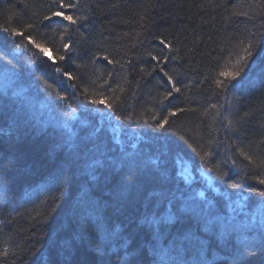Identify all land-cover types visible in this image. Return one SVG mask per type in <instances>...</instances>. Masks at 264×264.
I'll return each instance as SVG.
<instances>
[{
    "label": "trees",
    "instance_id": "trees-1",
    "mask_svg": "<svg viewBox=\"0 0 264 264\" xmlns=\"http://www.w3.org/2000/svg\"><path fill=\"white\" fill-rule=\"evenodd\" d=\"M79 5L66 11L87 20L65 38L74 42L66 52L62 25L42 22L50 0H0V27L31 23L27 35L65 56L50 61L0 31V253L9 250L0 264H234L264 232V198L248 191L264 190L251 178L264 167L237 152L264 156L262 0ZM234 5L248 15H232ZM249 43L240 77L219 76L236 69ZM97 52L120 62H93ZM165 72L180 91L161 104L171 89ZM100 96L113 98L114 111L90 102ZM169 108L185 111L157 129ZM93 160L103 166L93 170ZM184 167L206 171L214 189L200 194L196 179L179 174ZM262 259L257 251L238 264Z\"/></svg>",
    "mask_w": 264,
    "mask_h": 264
},
{
    "label": "snow or ice",
    "instance_id": "snow-or-ice-1",
    "mask_svg": "<svg viewBox=\"0 0 264 264\" xmlns=\"http://www.w3.org/2000/svg\"><path fill=\"white\" fill-rule=\"evenodd\" d=\"M208 2L211 3V0H208ZM50 3H51V10L48 12V14L43 16L42 22L47 21L49 24L55 23L57 25H62L63 30L60 31V33H59L60 38H61V43H62L63 49L66 52H71L73 50L72 46H73L74 42L71 40L64 42L65 38L69 36L70 31L73 30V26H81L82 27L83 26L82 22L86 21L87 17L83 16V15H76L74 12L69 13L66 11V10L78 9L80 7L79 0H50ZM262 6H264V0H262ZM232 15L241 16V15H248V13L236 11L235 5H234ZM9 19H11V17H9ZM224 19L227 20L228 17L226 16ZM64 22H67V23H64ZM33 27H34L33 24L27 23V24L23 25L22 29L0 27V31L7 33L9 36H21L24 40L28 41L35 48H37L41 53H43L45 56H47V59L50 61L55 62L56 60H60V61L65 60L64 55H57L55 58L53 56L48 55V49L45 47V45L43 43L35 40L32 36L26 34L27 30L32 29ZM53 31L55 32L56 29H53ZM80 36H81V38H83L84 34L80 33ZM157 39H160V38L157 37ZM160 43L162 45H164L165 47H169L171 42L166 43L164 40H160ZM16 47L20 48L21 45L17 44ZM57 50H59V49H57ZM252 50H253V46L251 43L246 45L244 52H243V55H238L236 57V61H235L236 65H237L236 69L232 72L221 71L219 73V76H221V77L227 76L229 78V82L234 81L238 77H240L241 73L244 71V66L248 63L249 58L252 56ZM148 55L153 60L157 59V57L153 56L151 52H149ZM100 56H102V59L107 61L109 64H114V63L120 62L119 60L109 59V55L107 54V52L95 53L92 57L93 62H95L96 58L100 57ZM172 58L175 59L176 57H172ZM165 59H167V57ZM77 67H81V66L77 65ZM55 70L57 73L61 72L60 67H56ZM63 75L69 81L76 79V77L68 71L63 72ZM108 75L111 76L112 73H108ZM164 75H165V77H167V83L171 84V89L169 91H167L166 93H164L162 99L159 101L161 104H163L165 100L172 97L174 92L180 91V88H178L176 86V83L173 81L172 77L169 76L167 72H165ZM44 83L47 84V81H45ZM93 83H95V81H93ZM104 84L105 85L108 84L107 79L104 80ZM215 84H216L217 88H227V84L224 81H222L221 79H216ZM71 87L75 88L76 84H72ZM119 91L123 92L124 89L120 88ZM84 92H85V94H87L88 89L85 88ZM57 98L63 99V97H57ZM114 99L118 101L120 99V97L117 96ZM90 102L94 105L95 104H103L104 107L107 108L109 111H114L115 105L113 103V98L100 96L99 99L92 98ZM210 107L216 108L217 105H211ZM182 111H185V109L169 108L167 115H165L163 117V119L159 120V122L156 123L155 127L157 129L166 128L167 124L169 123V118L175 116L177 113L182 112ZM202 114H206V110H205V113H202ZM245 115H247V114H245ZM116 119L119 120L121 118L119 116H117ZM152 119L156 120L157 117L153 116ZM225 119H228V117H225ZM233 126H234V122L229 119L228 120V127H233ZM149 127H152V125H149ZM181 139H183V137H181ZM237 152L240 154V156H242L250 164H253L256 167H264V156H260L258 158L253 157L247 151H245L244 149H241V148H238ZM206 155H208V153H206ZM103 163L104 162L102 160H93L92 165H90V167H92L93 170H95L96 165L103 166ZM208 171H211V169H208ZM224 175H227V174L225 173ZM251 178L256 180L258 184L264 185V175L254 176ZM233 187H238V185L234 184ZM248 191L250 193H254V194L258 195L261 198H264V190L258 189L256 187H249ZM261 203L264 204V199H262ZM247 248H251V249H253V251L248 252L247 250H245L243 253H241V252L235 253L234 257H233L234 264H238V261H239L241 256H250V255L254 256L257 251H259L260 253H264V232H262V234H261L260 242L258 245L254 244V243H248ZM8 252H9L8 248H5L3 250V252L0 253V255L7 257ZM261 264H264V259L261 260Z\"/></svg>",
    "mask_w": 264,
    "mask_h": 264
},
{
    "label": "rangeland",
    "instance_id": "rangeland-1",
    "mask_svg": "<svg viewBox=\"0 0 264 264\" xmlns=\"http://www.w3.org/2000/svg\"><path fill=\"white\" fill-rule=\"evenodd\" d=\"M186 166V165H185ZM198 175H195L191 172H189L187 167H184L183 171L180 172L179 174L186 180V181H191L192 179H196V182L198 186L200 187V194H203V188L205 190L211 189L212 188V182L211 179L208 175V173L204 170L198 171ZM214 189V188H212ZM232 213H230L231 215Z\"/></svg>",
    "mask_w": 264,
    "mask_h": 264
}]
</instances>
